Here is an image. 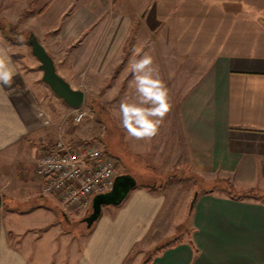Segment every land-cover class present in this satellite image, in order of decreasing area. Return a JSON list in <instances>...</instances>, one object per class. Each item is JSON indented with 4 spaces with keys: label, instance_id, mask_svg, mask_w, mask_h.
<instances>
[{
    "label": "crops",
    "instance_id": "0c3cea01",
    "mask_svg": "<svg viewBox=\"0 0 264 264\" xmlns=\"http://www.w3.org/2000/svg\"><path fill=\"white\" fill-rule=\"evenodd\" d=\"M5 1L30 8L40 0ZM25 25L72 88L74 69L108 75L129 67L123 55L130 62L135 48L154 57L165 84L193 70L189 81L175 80L192 86L168 128L179 144L172 164L224 186L197 192L187 238L148 264H264V202L252 196L264 195V0H43ZM0 48L15 70L11 86L0 85V264H139L161 245L163 189L135 187L77 246L34 176L50 116L10 46L0 40Z\"/></svg>",
    "mask_w": 264,
    "mask_h": 264
},
{
    "label": "rangeland",
    "instance_id": "374dc122",
    "mask_svg": "<svg viewBox=\"0 0 264 264\" xmlns=\"http://www.w3.org/2000/svg\"><path fill=\"white\" fill-rule=\"evenodd\" d=\"M4 1L0 0V40L10 46L12 55L28 74V77L33 78L32 84L37 89V96L42 100V104L50 116L49 121L51 123H48L46 128L48 133L45 134L39 144L40 149L36 164L40 155L51 150L58 140L69 145L79 142H93L113 156L116 161V175H131L136 180V187L148 184L163 189L166 195V207L158 217V223H160L158 229L160 230L156 242L163 245L174 238H180V240L187 238V233L190 232L189 204L194 193L213 186L220 188L224 186L217 181H202L190 170L186 173L180 172L175 168L177 165L172 164L170 153L177 151L179 144L174 132L172 135L168 133V128L171 124H175L174 109H177L180 98L184 91L189 90L192 86L188 81L193 76V70L187 69L181 72L182 77H172V82L165 84L172 105L171 115H166L164 118L158 135L150 141L126 139V133L120 124L119 105L122 101L130 100L134 96V89L130 87L129 67H118L116 70L113 68L110 69L111 72L108 75L90 77L85 76L86 69H74L72 74L77 81L72 85L76 86L75 89L84 91V102L79 108L67 106L42 82V72L38 67L39 62L26 43L28 36L26 33L31 30L26 27L25 18L29 9L33 7L34 11L37 10L42 5L43 0L38 1L30 8L29 6L25 7L24 3L16 4ZM5 8L10 9L11 13L6 14ZM47 40L49 37L46 38ZM129 54V52H125L123 55L124 66L129 64ZM182 79L188 81L185 84L178 83ZM76 109L88 114L78 124L74 123ZM165 125L168 127L165 128ZM174 142L177 146H174ZM36 164L34 176L38 180L40 190V180L35 171ZM235 193L239 192L236 190ZM35 199L46 200L43 196L34 198L27 205L33 204ZM56 201L59 205V221L62 228L75 236L74 238L78 243L76 245L79 246V239L85 236L92 227L87 228L82 221L91 209L85 213H78L73 210L65 211L57 199ZM112 207L114 206H103L102 211L113 209ZM161 245H157L155 248ZM150 255L151 251L146 254L143 261H139V264H143Z\"/></svg>",
    "mask_w": 264,
    "mask_h": 264
},
{
    "label": "built area",
    "instance_id": "2783aa9c",
    "mask_svg": "<svg viewBox=\"0 0 264 264\" xmlns=\"http://www.w3.org/2000/svg\"><path fill=\"white\" fill-rule=\"evenodd\" d=\"M81 113L76 109L75 119ZM35 171L43 195L54 196L65 211L85 213L94 195L112 189L116 161L93 142L71 146L58 140L40 155Z\"/></svg>",
    "mask_w": 264,
    "mask_h": 264
},
{
    "label": "clouds",
    "instance_id": "9594fccd",
    "mask_svg": "<svg viewBox=\"0 0 264 264\" xmlns=\"http://www.w3.org/2000/svg\"><path fill=\"white\" fill-rule=\"evenodd\" d=\"M134 58L129 62L132 75L130 87L134 89L132 99L119 105L120 124L126 139L150 141L159 133L164 118L171 110L169 91L154 66V57L147 52L140 55V49H133ZM135 56H139L136 59ZM15 70L11 66L7 50L0 48V85L11 86ZM86 112L78 115L74 123H80Z\"/></svg>",
    "mask_w": 264,
    "mask_h": 264
},
{
    "label": "water",
    "instance_id": "95a60500",
    "mask_svg": "<svg viewBox=\"0 0 264 264\" xmlns=\"http://www.w3.org/2000/svg\"><path fill=\"white\" fill-rule=\"evenodd\" d=\"M26 43L29 45L33 56L39 62L38 67L42 72V82L46 84L55 96L61 99L67 106L71 108L81 107L84 102V91L72 88V86L57 73L52 57L33 33L28 34L26 37ZM136 185V180L131 175L117 174L114 177V183L111 190L105 193L96 194L92 198L91 211L82 220L86 224V227L90 228L94 222L98 220L103 206L120 205ZM196 196L197 192L194 193L193 198L190 201V211L192 210Z\"/></svg>",
    "mask_w": 264,
    "mask_h": 264
},
{
    "label": "trees",
    "instance_id": "16d2710c",
    "mask_svg": "<svg viewBox=\"0 0 264 264\" xmlns=\"http://www.w3.org/2000/svg\"><path fill=\"white\" fill-rule=\"evenodd\" d=\"M31 33V31H27L26 33V36ZM78 144H81L80 142ZM72 145H77V143H72ZM71 145V146H72ZM103 152L112 157V155H110L106 150H103ZM114 159V158H113ZM224 192L231 198H234V199H237V200H242L243 198H245V196L243 195H237L235 194L234 192L232 191H228V190H224ZM252 196L256 199V200H259L261 202H264V195H260V194H252ZM182 240H180V238H174L172 240H169L166 244H163L161 246H158L156 248H154L152 251H151V255L152 254H157L159 253L160 251L164 250V249H168V248H173L175 247L177 244H179ZM151 255L145 260V262L143 264H148L149 261H150V258H151Z\"/></svg>",
    "mask_w": 264,
    "mask_h": 264
}]
</instances>
